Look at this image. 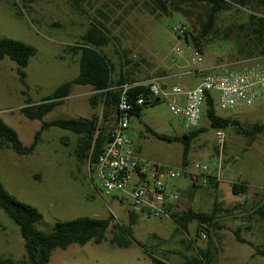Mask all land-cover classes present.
Listing matches in <instances>:
<instances>
[{
	"label": "rangeland",
	"instance_id": "374dc122",
	"mask_svg": "<svg viewBox=\"0 0 264 264\" xmlns=\"http://www.w3.org/2000/svg\"><path fill=\"white\" fill-rule=\"evenodd\" d=\"M194 10L183 18L178 12L155 10L150 0H0V37L20 40L35 48L24 69V84L16 63L8 57L0 60V119L16 131L22 144L32 142L42 121L28 119L19 109L27 100L39 102L59 84L77 76L79 55L70 52L69 47L77 44L91 23H99L110 38L102 50L114 65V81L120 73L127 81L158 76L164 67L170 73L168 82L186 86L199 82L198 75L190 74L195 68L207 70L214 65L264 56L253 50L255 54L248 58L234 42L243 33L239 26L247 24L249 14L261 15L264 7L254 12L247 7L232 6L217 12L214 33L202 45V61H192L193 51L185 44V32L189 29L197 35L206 19L205 11ZM178 23L185 28L178 34L180 37L173 32ZM86 88L87 85H72L69 96L43 120L101 115V102L92 107L89 99L94 91L90 87L84 95ZM216 111L243 127L264 124V104ZM148 127L165 135L179 136L186 132L166 100L147 104L140 116H131L128 135L132 144L140 147L142 157L180 166L182 143L152 135ZM199 127L202 131L191 142L187 161L206 162L221 186L202 185L200 177L197 182L181 177L172 181L171 188L181 197L175 212L191 208L212 213L215 208V225L204 230L205 237L200 236L195 220L184 230L177 228L171 219L139 215L131 226V235L126 234L132 241L129 247L111 243L114 230L110 228L98 244L87 242L54 248L48 264H152L138 243L170 264H192V258L206 248L213 255V264H264V255H258L254 249L264 248V218L254 214L256 202L264 194V135L257 134L251 139L237 133L235 126H228L222 129L220 141L205 114ZM76 142L77 135L73 132L51 126L41 132L30 154L19 155L0 146L1 183L17 200L40 212L42 218L36 228L42 231H50L58 220L82 216H111L112 223L127 226L128 202L121 201L117 192L93 187L86 163H79L75 156ZM233 182H244L251 190L234 195L229 187ZM235 232L252 245L239 242ZM24 254L18 225L0 208V256L18 261Z\"/></svg>",
	"mask_w": 264,
	"mask_h": 264
},
{
	"label": "trees",
	"instance_id": "16d2710c",
	"mask_svg": "<svg viewBox=\"0 0 264 264\" xmlns=\"http://www.w3.org/2000/svg\"><path fill=\"white\" fill-rule=\"evenodd\" d=\"M155 10L171 14L178 12L183 18H188L196 9H202L206 13V19L202 23V29L197 35L186 30L185 42L192 45L200 53L202 45L214 33V23L217 12L228 9L232 6L247 7L254 12L264 7V0H150ZM247 24H241L243 30L235 39V45L239 52H245V56L252 57L256 54L264 55V13L257 15L250 13ZM110 41L108 33L98 23H91L85 32L80 36L76 45L70 46L69 51L79 55V70L75 78L59 84L54 91L43 97L39 102L27 100L26 105L21 107L20 112L31 120H41V126L33 135L30 144L24 145L20 142L16 131L0 119V146H6L19 155L32 153L36 144L41 138V132L51 126L69 130L77 135L76 147L74 150L77 161L85 164L88 156L95 160L97 154L109 140L111 130L117 119V103L119 100L120 85L131 83L120 73L117 81L112 79L114 65L110 58L103 52L102 48ZM248 51H245V50ZM35 53V48L30 44L8 37H0V60L8 57L17 65V73L24 84L26 77L25 67L29 59ZM72 85H89L94 91L89 101L92 107L98 102L102 104V114H93L90 118H55L49 121L43 120L45 114L52 111L56 106L61 105L68 96ZM129 100L133 101L138 96L146 99L149 91L140 86H134L128 91ZM156 102L155 100L152 103ZM150 104V103H149ZM215 102L209 94L206 97L203 114L209 120L212 128L224 129L228 126H235L237 133L254 138L257 134L264 135V124L255 123L250 127H243L237 120L230 117H223L214 108ZM147 105V104H146ZM145 105L134 102L130 111V117L140 116L141 109ZM101 117V118H100ZM97 130V134L95 136ZM152 135L167 141H178L183 145L182 163L187 162L190 153L191 142L202 131L201 127L186 131L182 135H165L156 133L148 127ZM208 185L217 187L218 181H209ZM199 185H194V188ZM248 189L244 182H233L231 191L235 195H243ZM0 208L19 227L23 239L25 254L22 259L15 261L10 257L0 256V264H48L51 251L54 248L65 249L71 244L84 245L87 242L100 243L106 237L108 229H113L110 242L118 247H129L132 244L126 234L131 235V226L136 222L140 214L133 211L128 213L129 224L125 227L118 223H112V217H88L82 216L70 220H58L50 231H42L36 228V223L42 218L40 212L33 206L17 200L11 195L0 181ZM215 208L213 209V212ZM227 212L230 210L227 209ZM195 211L188 208L185 211L174 212L171 220L177 228L186 230L187 224L195 220L199 231H206L215 225L214 213ZM254 214L264 218V194L256 202ZM236 239L241 243L252 245L251 242L241 238L235 232ZM152 264H170L138 243ZM255 253L264 255V248L254 247ZM192 264H213V255L209 248L200 249L199 256L193 257Z\"/></svg>",
	"mask_w": 264,
	"mask_h": 264
},
{
	"label": "built area",
	"instance_id": "2783aa9c",
	"mask_svg": "<svg viewBox=\"0 0 264 264\" xmlns=\"http://www.w3.org/2000/svg\"><path fill=\"white\" fill-rule=\"evenodd\" d=\"M184 29L182 23H178L173 32L177 36ZM185 44L193 51L191 60L200 63L203 54L192 45ZM197 73H200V80L192 87L179 83L164 84L157 77L126 82L118 87L117 119L109 140L95 160L90 155L86 160L87 176L93 187L117 192L121 201L128 202L129 211L145 218L171 219L180 199L171 188L172 181L181 177H189L193 182L200 177L202 185L218 181L206 162L189 161L175 167L140 156L127 134L134 102L144 105L156 98L166 100L172 114L179 118L186 131L199 127L208 94L213 97L215 110L264 104V56L214 65L207 70L199 68ZM134 86L148 89L149 96L146 99L138 96L130 101L128 91ZM216 135L220 141L223 140L221 129L216 130ZM199 234L206 236L205 231H199Z\"/></svg>",
	"mask_w": 264,
	"mask_h": 264
},
{
	"label": "crops",
	"instance_id": "0c3cea01",
	"mask_svg": "<svg viewBox=\"0 0 264 264\" xmlns=\"http://www.w3.org/2000/svg\"><path fill=\"white\" fill-rule=\"evenodd\" d=\"M85 32V31H84ZM83 32V33H84ZM82 33V34H83ZM81 34V35H82ZM80 35V36H81ZM204 69V68H203ZM169 70L167 69V68H161V70L159 71V75L158 76H154V77H157V78H159L160 79V81L162 82V83H164V84H168V85H170V84H175L174 82H168L167 81V77L170 75V73L168 72ZM189 72V71H188ZM191 73V75H193V77H197V75L200 77V73H197V69L195 68L193 71H190ZM192 72H194V74L192 73ZM172 75V74H171ZM149 78H153V77H149ZM146 79H148V78H146ZM142 80V79H141ZM136 81H139V80H136ZM133 82H135V81H133ZM198 82H192V83H189V85H186V86H188V87H192V86H194V85H196ZM191 84H193V85H191ZM88 88H90V86L89 85H87V88L84 90L85 92H84V95L86 94V93H89V89ZM71 90V89H70ZM69 93H70V91H69ZM68 96H69V94H68ZM68 96H66V98L68 97ZM65 98V99H66ZM46 115V114H45ZM44 115V116H45ZM127 134H128V130H127ZM133 145V144H132ZM133 147H134V149L136 150V152H138L139 154H140V147L139 146H134L133 145ZM141 156V155H140ZM145 158V157H144ZM147 159V158H146ZM151 161H154V162H157V163H163V162H159V161H156V160H151ZM188 162V161H187ZM182 163V162H181ZM186 163V162H185ZM163 164H165V163H163ZM219 188H220V186H221V182H220V180L218 179V185H217ZM230 187V190H231V185L229 186ZM249 190H251V188H248V191ZM231 193H232V191H231ZM233 194V193H232ZM235 195V194H234ZM237 196H240V195H237ZM179 202L181 201V197L179 196ZM178 202V203H179Z\"/></svg>",
	"mask_w": 264,
	"mask_h": 264
},
{
	"label": "water",
	"instance_id": "95a60500",
	"mask_svg": "<svg viewBox=\"0 0 264 264\" xmlns=\"http://www.w3.org/2000/svg\"><path fill=\"white\" fill-rule=\"evenodd\" d=\"M160 99L159 98H156L155 101L158 102ZM147 103H145L144 105H146Z\"/></svg>",
	"mask_w": 264,
	"mask_h": 264
}]
</instances>
